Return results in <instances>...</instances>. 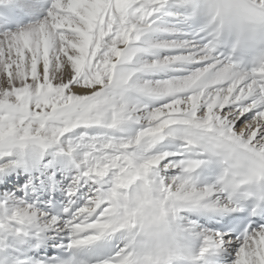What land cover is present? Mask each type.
<instances>
[{"label":"snow or ice","instance_id":"6c2138e0","mask_svg":"<svg viewBox=\"0 0 264 264\" xmlns=\"http://www.w3.org/2000/svg\"><path fill=\"white\" fill-rule=\"evenodd\" d=\"M23 3L0 264H264V0Z\"/></svg>","mask_w":264,"mask_h":264},{"label":"rangeland","instance_id":"374dc122","mask_svg":"<svg viewBox=\"0 0 264 264\" xmlns=\"http://www.w3.org/2000/svg\"><path fill=\"white\" fill-rule=\"evenodd\" d=\"M7 1H10V2H13L14 4H16L17 6L21 7L22 9H24V3H23V0H0V2H7ZM21 2V3H20ZM25 10V9H24ZM26 11V10H25ZM1 30V29H0ZM202 222H203V219H202Z\"/></svg>","mask_w":264,"mask_h":264},{"label":"bare ground","instance_id":"6f19581e","mask_svg":"<svg viewBox=\"0 0 264 264\" xmlns=\"http://www.w3.org/2000/svg\"><path fill=\"white\" fill-rule=\"evenodd\" d=\"M20 3H21V2H20ZM61 199H62V198H61ZM58 202H60V201H58ZM215 219H217V218H215ZM218 220H220V217H218ZM205 223H206V222H205ZM205 223H204V224H205Z\"/></svg>","mask_w":264,"mask_h":264}]
</instances>
